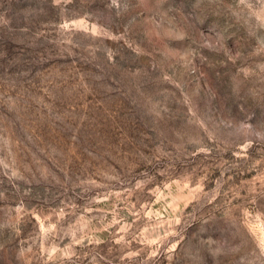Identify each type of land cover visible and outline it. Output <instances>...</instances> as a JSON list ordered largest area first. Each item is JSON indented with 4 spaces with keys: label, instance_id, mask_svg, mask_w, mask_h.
Segmentation results:
<instances>
[{
    "label": "rangeland",
    "instance_id": "obj_1",
    "mask_svg": "<svg viewBox=\"0 0 264 264\" xmlns=\"http://www.w3.org/2000/svg\"><path fill=\"white\" fill-rule=\"evenodd\" d=\"M0 264H264V0H0Z\"/></svg>",
    "mask_w": 264,
    "mask_h": 264
}]
</instances>
